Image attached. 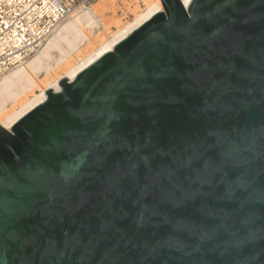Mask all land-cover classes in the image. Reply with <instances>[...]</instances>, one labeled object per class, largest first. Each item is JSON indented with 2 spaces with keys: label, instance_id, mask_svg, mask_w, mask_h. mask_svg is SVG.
<instances>
[{
  "label": "water",
  "instance_id": "obj_1",
  "mask_svg": "<svg viewBox=\"0 0 264 264\" xmlns=\"http://www.w3.org/2000/svg\"><path fill=\"white\" fill-rule=\"evenodd\" d=\"M9 131L3 264H264V0H160Z\"/></svg>",
  "mask_w": 264,
  "mask_h": 264
},
{
  "label": "bare ground",
  "instance_id": "obj_2",
  "mask_svg": "<svg viewBox=\"0 0 264 264\" xmlns=\"http://www.w3.org/2000/svg\"><path fill=\"white\" fill-rule=\"evenodd\" d=\"M160 12V0H96L75 10L25 63L0 74V127L9 131L45 102L44 92H60V81H73Z\"/></svg>",
  "mask_w": 264,
  "mask_h": 264
},
{
  "label": "built area",
  "instance_id": "obj_3",
  "mask_svg": "<svg viewBox=\"0 0 264 264\" xmlns=\"http://www.w3.org/2000/svg\"><path fill=\"white\" fill-rule=\"evenodd\" d=\"M96 0H0V74L25 63L77 9Z\"/></svg>",
  "mask_w": 264,
  "mask_h": 264
},
{
  "label": "snow or ice",
  "instance_id": "obj_4",
  "mask_svg": "<svg viewBox=\"0 0 264 264\" xmlns=\"http://www.w3.org/2000/svg\"><path fill=\"white\" fill-rule=\"evenodd\" d=\"M190 2L192 3V7L189 9V11L191 12L195 9L196 0H190ZM0 264H3L2 257H0Z\"/></svg>",
  "mask_w": 264,
  "mask_h": 264
},
{
  "label": "rangeland",
  "instance_id": "obj_5",
  "mask_svg": "<svg viewBox=\"0 0 264 264\" xmlns=\"http://www.w3.org/2000/svg\"><path fill=\"white\" fill-rule=\"evenodd\" d=\"M140 2H143V0H139ZM122 9H123V7H121ZM122 13H123V11L122 10H120V9H118V17H123V15H122Z\"/></svg>",
  "mask_w": 264,
  "mask_h": 264
}]
</instances>
